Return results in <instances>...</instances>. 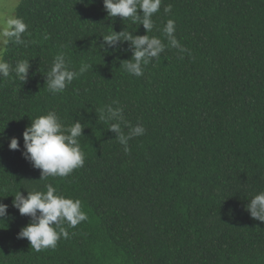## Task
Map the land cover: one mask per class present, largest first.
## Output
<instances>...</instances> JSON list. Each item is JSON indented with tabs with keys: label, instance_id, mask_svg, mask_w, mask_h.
<instances>
[{
	"label": "trees",
	"instance_id": "1",
	"mask_svg": "<svg viewBox=\"0 0 264 264\" xmlns=\"http://www.w3.org/2000/svg\"><path fill=\"white\" fill-rule=\"evenodd\" d=\"M0 264H264V0H21Z\"/></svg>",
	"mask_w": 264,
	"mask_h": 264
},
{
	"label": "rangeland",
	"instance_id": "2",
	"mask_svg": "<svg viewBox=\"0 0 264 264\" xmlns=\"http://www.w3.org/2000/svg\"><path fill=\"white\" fill-rule=\"evenodd\" d=\"M21 0H0V65Z\"/></svg>",
	"mask_w": 264,
	"mask_h": 264
}]
</instances>
